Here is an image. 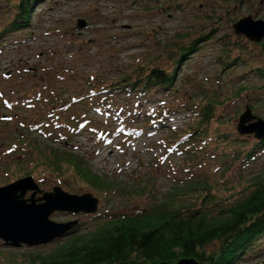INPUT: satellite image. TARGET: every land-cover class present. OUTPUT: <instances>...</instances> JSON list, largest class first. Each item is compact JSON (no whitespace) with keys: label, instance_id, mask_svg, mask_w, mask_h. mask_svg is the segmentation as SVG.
I'll list each match as a JSON object with an SVG mask.
<instances>
[{"label":"rangeland","instance_id":"1","mask_svg":"<svg viewBox=\"0 0 264 264\" xmlns=\"http://www.w3.org/2000/svg\"><path fill=\"white\" fill-rule=\"evenodd\" d=\"M174 1L41 0L32 4L29 25L7 34L2 31L18 12L14 4L17 0H0V90L10 100H15L17 96L13 93L18 88L38 85L39 77L33 75L44 66L69 64L83 76L92 73L111 78L145 62L161 63L160 53L164 57L170 53L164 46L173 45L174 40L183 43L184 34L193 40L202 33L207 35L190 57L177 66L178 79L171 91L154 89L144 95L133 92L132 96L126 93L106 96L104 93L90 98L81 81L67 80L63 84L59 81L53 91L58 90L61 99L54 104L56 110L64 104L70 105L69 109L61 111L67 127L62 124L63 118L50 120L47 127L49 120L43 119L38 110L26 112L18 105L13 110L6 109L0 100V186L29 171L36 181L45 179L40 187L42 190L52 191L53 186L58 185L69 193L88 191L100 197L99 209L94 214L54 211L51 220L77 219L81 225L77 223L71 232L50 243L30 247L24 244L17 248L7 246L0 239V264H29L22 258V253L46 254L56 248L63 249L68 237L90 230L110 217L101 218L99 214L113 215L148 207L155 201H163L169 192L183 195L189 202L197 193L191 192L192 188H186L187 185L203 178L210 187L213 186L216 201L231 203L241 195L253 175L264 171V149L256 152L257 159L246 166L240 168L239 160L229 163L232 146L257 142L252 134L237 133L240 114L251 106L255 116L264 118V87L260 89L263 91L260 98L256 99L249 91L239 97L236 93L239 86L249 90L247 88L251 86L264 85V80L247 73L248 65L264 62V52L258 43L264 38L250 41L244 35L234 33L232 24L248 14L255 19H264V0H248L235 9V13H227L233 19L231 22L223 13L213 22L218 15L212 12L210 5L218 0ZM79 20H84L87 26L80 28ZM216 36L237 43L241 50L235 52L242 55L224 69L223 77L218 80L220 65L216 56L221 52L222 44ZM26 65L31 68L25 74ZM7 71L12 76L5 78L3 74ZM80 92L87 97L79 105L72 104L71 100ZM206 96L224 105L218 109L222 122H213L210 136L208 133V138L200 137L199 142L191 143V148L186 151L190 141H179L182 129L193 120L191 107ZM158 111L162 113L161 118L176 112L175 121L168 122L167 126H154L157 118L150 122L146 117ZM4 114L12 118L2 120ZM76 115L79 117L77 125ZM21 121L30 122V125L21 124ZM40 122L39 129L31 127ZM219 131L232 135L223 141L215 137V132ZM46 145L82 156L92 172L106 178L116 190L101 197L98 191L79 182L69 172L57 178L53 172L36 166V156L40 151L48 150ZM151 185L150 193L141 192ZM258 240L246 259L250 264L257 261L264 264V235Z\"/></svg>","mask_w":264,"mask_h":264},{"label":"trees","instance_id":"2","mask_svg":"<svg viewBox=\"0 0 264 264\" xmlns=\"http://www.w3.org/2000/svg\"><path fill=\"white\" fill-rule=\"evenodd\" d=\"M36 1L41 0L14 2L18 12L2 32L8 34L15 29L29 25L31 7ZM135 1L132 0V2ZM246 1L248 0H218L216 4L213 1L210 5L211 10L218 15L213 22L219 19L222 13L225 17L227 15L231 22L233 19L227 13H235V9H239ZM260 2L257 3L260 4ZM205 37L207 35L202 33L193 40L184 34L183 43L180 44L174 40L173 45L164 46V49H169L170 53H167L165 57L160 53L158 58L161 63L145 62L137 67L134 66L127 73L121 72L111 78L99 77L92 73L83 76L69 64L39 68L33 75V77L38 75L40 80L36 85L41 89L37 102L38 107L30 108V110L32 112L38 110L43 119L49 120L48 126L52 117L57 115L56 120H59L62 116L60 115L62 109L65 111L70 108V105L64 104L60 110H56L54 103L61 99V93L53 89L59 81L61 83H66L67 80L81 81L90 98L104 93L106 96L122 93L130 96L133 92L142 95L149 94L154 89L160 91L165 88L171 91L175 89V82L178 79L177 66L190 57ZM178 38L181 39V37ZM215 39L222 44L221 52H218L216 56L220 65L216 77L218 80L223 77L224 69L229 64L233 65L237 59H241L242 55L240 56L237 52L241 49L234 41L224 36H216ZM258 43L264 52V39ZM236 49L238 50L235 52ZM28 71L29 67L24 73ZM248 72H251L255 78L264 80V62L248 65ZM240 76L243 75L240 74ZM262 87L264 85L259 84L257 87L251 86L247 88L249 90H244L245 87L239 86L236 92L237 97L249 91L255 99L260 98L263 93L260 90ZM82 92L71 100L72 104L79 105L83 98L87 97ZM223 107V104L217 103L211 97L199 99L194 107H191L193 120L182 129L183 135L179 138L181 142L190 141L188 147L185 148L186 151L191 148V143L196 144L200 137H207L213 122H222L219 120L218 109ZM155 116H147V119L151 121ZM74 120H79L77 115ZM230 135H232L231 132H215V137L223 141L230 139L228 138ZM247 145L249 144L245 142L236 147L232 146L229 163L231 160H239L240 168L243 165L246 166L256 158V152L264 149V140L252 142L248 148ZM46 147L47 151L42 150L38 156L35 155L36 166H42L43 170L53 172L57 178L69 172L73 177L76 176L79 182L98 191L101 197L116 190L106 178L94 174L82 156L73 151L60 150L49 145ZM30 173L26 171L22 174L28 176ZM187 186L188 189L192 188L191 192L197 193L189 202L183 195L179 196L169 192L163 201H155L148 207H140L126 213L118 212L113 215L99 214L101 218L110 217L97 223L90 230L87 229L83 233L78 232L71 238L68 237L63 249L56 248L53 252H46V254L29 251L22 253L21 256L26 258L29 264H159L163 261L173 264L184 257L196 258L204 264H250L246 259L251 256L249 253L258 244V239L264 235V171L253 175L247 187L241 190V195L231 203L216 201L217 195L213 186L210 187L209 182L204 178ZM151 189H153L152 185L141 192L150 193ZM212 207L215 208L212 209ZM80 225L81 223H78V226ZM209 247L211 249L207 250ZM253 264L262 263L257 261Z\"/></svg>","mask_w":264,"mask_h":264},{"label":"water","instance_id":"3","mask_svg":"<svg viewBox=\"0 0 264 264\" xmlns=\"http://www.w3.org/2000/svg\"><path fill=\"white\" fill-rule=\"evenodd\" d=\"M80 28L86 26L84 20L77 24ZM234 33L244 35L250 41L257 42L264 38V19L246 15L236 19L232 24ZM251 106H247L240 114L237 123L239 134H254L256 139L264 138V118L255 116ZM34 177L21 178L0 186V239L7 246L21 247L43 245L65 236L76 226L78 220L58 222L50 219L54 211L70 214L95 213L99 205V198L92 192L69 193L60 186H53L52 191H43ZM31 192L29 197L27 193ZM37 193H42L36 197ZM159 264H167L165 261ZM173 264H204L196 258L184 257Z\"/></svg>","mask_w":264,"mask_h":264},{"label":"flooded vegetation","instance_id":"4","mask_svg":"<svg viewBox=\"0 0 264 264\" xmlns=\"http://www.w3.org/2000/svg\"><path fill=\"white\" fill-rule=\"evenodd\" d=\"M39 93H40L39 88L29 87L28 89H22V90L20 88H18L13 93V95L17 96V97L15 98V100H10L9 98H7V96L5 97L3 94V91L0 90V100H1V104L3 107H6L7 103H10V105L12 107H14L16 105L17 101H19L20 105L24 106L23 108L28 110L30 107H33V105H35L36 102H38ZM6 109H7V107H6ZM1 118H2V120L7 119V118H4L3 116ZM44 181H45V179L37 180L36 182L39 185V187H41L42 182H44ZM29 196H30V192H29ZM39 196H41V193L36 194V197H39ZM26 197H27V195H26Z\"/></svg>","mask_w":264,"mask_h":264},{"label":"bare ground","instance_id":"5","mask_svg":"<svg viewBox=\"0 0 264 264\" xmlns=\"http://www.w3.org/2000/svg\"><path fill=\"white\" fill-rule=\"evenodd\" d=\"M126 165H128V164H126Z\"/></svg>","mask_w":264,"mask_h":264}]
</instances>
